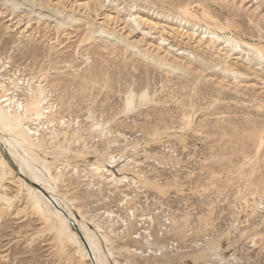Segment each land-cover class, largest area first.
<instances>
[{
	"label": "rangeland",
	"instance_id": "rangeland-1",
	"mask_svg": "<svg viewBox=\"0 0 264 264\" xmlns=\"http://www.w3.org/2000/svg\"><path fill=\"white\" fill-rule=\"evenodd\" d=\"M256 49L264 0H0V106L34 142L0 128V264H264Z\"/></svg>",
	"mask_w": 264,
	"mask_h": 264
},
{
	"label": "bare ground",
	"instance_id": "bare-ground-1",
	"mask_svg": "<svg viewBox=\"0 0 264 264\" xmlns=\"http://www.w3.org/2000/svg\"><path fill=\"white\" fill-rule=\"evenodd\" d=\"M186 13L191 14L188 10L186 11ZM98 33L100 35H103V34H106V31L101 29ZM212 35H216V34H212ZM214 39L215 37L212 36L210 43H214L215 41ZM203 40L204 39H201L200 42H202ZM119 41L124 42L123 39H119ZM256 51L258 55L260 56V58L264 60V51L261 49H256ZM160 64L162 65L164 64V62L161 61ZM153 99L150 98L149 92L147 90L143 91L139 95H136L134 92H132L129 94L128 99H127L126 111L134 112L135 110H137V108H140L142 106H147L150 102H153ZM36 105H38V103ZM15 123H16L15 117H13L3 106H0V128H2L6 132H14L15 136L17 137V144H19V146L21 147L33 146L34 142L31 141V137L28 136L24 132L23 125L17 123V126L15 127ZM26 154L27 155L30 154L29 156L33 157L32 153H26ZM43 166L45 167L47 171L50 172L49 164H44ZM1 169H4L6 171L5 173H0V177L3 180L5 176L12 174L11 168H9L7 162L3 159H1ZM4 200L7 201L8 199L5 198ZM44 203H45V199L41 198L40 196H36L34 198V210L37 211L38 213L45 214ZM2 213H3V210H0V216L2 215ZM99 255H101L100 252H99Z\"/></svg>",
	"mask_w": 264,
	"mask_h": 264
}]
</instances>
